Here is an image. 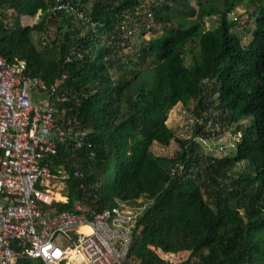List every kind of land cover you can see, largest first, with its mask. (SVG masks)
<instances>
[{"label": "trees", "instance_id": "16d2710c", "mask_svg": "<svg viewBox=\"0 0 264 264\" xmlns=\"http://www.w3.org/2000/svg\"><path fill=\"white\" fill-rule=\"evenodd\" d=\"M143 1L74 0L82 17L71 19L51 12L53 0H0V55L48 85L66 76L51 102L67 138L49 159L67 176L68 202L52 209L91 217L144 208L128 257L135 264H172L180 254L189 264H264V0H251L260 15L247 44L229 1H200L194 23L169 11L192 0L142 12ZM135 23L143 33L132 43ZM52 28L56 39L37 46L34 35ZM176 106L193 119L185 135L168 123ZM228 135L234 150L205 151Z\"/></svg>", "mask_w": 264, "mask_h": 264}, {"label": "built area", "instance_id": "2783aa9c", "mask_svg": "<svg viewBox=\"0 0 264 264\" xmlns=\"http://www.w3.org/2000/svg\"><path fill=\"white\" fill-rule=\"evenodd\" d=\"M53 1L52 13L82 17L74 0ZM65 79L48 85L28 74L25 63L0 55V264H135L128 257L144 208L114 207L91 217L83 208L52 209L68 202L56 198L53 182L62 172L54 173L49 159L67 138L51 102ZM65 101V93L57 98Z\"/></svg>", "mask_w": 264, "mask_h": 264}, {"label": "rangeland", "instance_id": "374dc122", "mask_svg": "<svg viewBox=\"0 0 264 264\" xmlns=\"http://www.w3.org/2000/svg\"><path fill=\"white\" fill-rule=\"evenodd\" d=\"M200 1L203 0H192L190 3H185V4H181L177 7V5L175 6V4L173 5V3H169L170 4V9L169 11L171 13H174L175 15H177L182 21L183 19L188 20V21H193V23L195 22V20L197 19V12L199 10V5L198 3ZM229 1L232 3V10L229 13V17L231 19H239L241 20L242 24L235 26V32L238 34L243 35L242 39H241V43L247 44V40L246 38L248 36L253 37V34L251 33V31H254L255 29V21H256V17L260 15L259 12V5L256 4H252L251 0H215L214 1V5L216 7H222L225 6V2ZM162 0H144L143 1V8H142V12L149 9L151 5L154 4H162ZM261 6V5H260ZM264 6V4L262 5ZM41 18V14L39 13L36 18H34L33 20H31L30 22L31 25H35L40 21ZM151 18V17H149ZM248 18H250L251 20V24L247 25L246 21L248 20ZM192 22L189 24H193ZM219 24V18L217 16L215 17H211L208 18L206 20V29H214L217 27V25ZM136 26L135 27V34L130 38L129 42H136V38L139 37L140 35H142L143 33V24L139 25V23H135ZM58 34V30L52 28L50 29V32L48 35H34L35 37V43L37 46H39V42H41L43 39H46L47 44L53 42L56 39V35ZM134 42V43H135ZM134 49L130 47H127L125 50V55H130V51H133ZM194 53L196 55L197 53V49L194 50ZM188 63V61H187ZM193 121V119H190L189 116L187 115V113L184 111V108H182L181 106H176L171 112H170V116L168 119V123L169 125L178 130V134H184L185 135V131H186V127L191 125V122ZM187 125V126H186ZM187 130H189V128L187 127ZM236 139H234L231 135H228V139H224L222 140H218V142H213V147L212 149L209 148L211 145L208 146V149H205L206 152H211L215 148V146H218L219 150L220 148H224L223 154L228 153L230 150H234V147L236 146L235 143ZM175 145L173 144L170 149H166V148H161L159 146H155L154 148V152L157 153H172V151L174 150ZM221 155V154H220ZM238 169H235V171H237ZM64 174V173H63ZM61 173L62 178L64 177ZM61 176H59L58 179H56L53 182V186H54V191L56 194V198L59 199V197H63L67 195V187L65 182L63 181V179L61 178ZM132 205V204H130ZM189 256L188 254H180L177 256H172L168 259H170L172 264H189V260H188ZM197 262L195 261L196 264Z\"/></svg>", "mask_w": 264, "mask_h": 264}, {"label": "crops", "instance_id": "0c3cea01", "mask_svg": "<svg viewBox=\"0 0 264 264\" xmlns=\"http://www.w3.org/2000/svg\"><path fill=\"white\" fill-rule=\"evenodd\" d=\"M40 13V12H39ZM42 14V13H41ZM36 18V17H35ZM32 22H29V20H25V24L31 25Z\"/></svg>", "mask_w": 264, "mask_h": 264}, {"label": "bare ground", "instance_id": "6f19581e", "mask_svg": "<svg viewBox=\"0 0 264 264\" xmlns=\"http://www.w3.org/2000/svg\"><path fill=\"white\" fill-rule=\"evenodd\" d=\"M61 201H65V197H59Z\"/></svg>", "mask_w": 264, "mask_h": 264}, {"label": "clouds", "instance_id": "9594fccd", "mask_svg": "<svg viewBox=\"0 0 264 264\" xmlns=\"http://www.w3.org/2000/svg\"><path fill=\"white\" fill-rule=\"evenodd\" d=\"M233 20H236V19H233ZM239 20V19H238Z\"/></svg>", "mask_w": 264, "mask_h": 264}]
</instances>
